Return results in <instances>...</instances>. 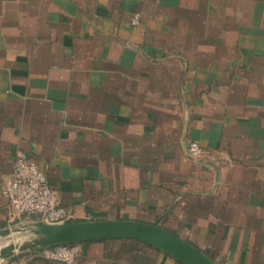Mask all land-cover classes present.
I'll use <instances>...</instances> for the list:
<instances>
[{
	"label": "crops",
	"instance_id": "0c3cea01",
	"mask_svg": "<svg viewBox=\"0 0 264 264\" xmlns=\"http://www.w3.org/2000/svg\"><path fill=\"white\" fill-rule=\"evenodd\" d=\"M18 152L72 221L157 222L216 264H264V0H0V232L36 221H9ZM80 244L72 264H183ZM34 251L0 264H61Z\"/></svg>",
	"mask_w": 264,
	"mask_h": 264
},
{
	"label": "water",
	"instance_id": "95a60500",
	"mask_svg": "<svg viewBox=\"0 0 264 264\" xmlns=\"http://www.w3.org/2000/svg\"><path fill=\"white\" fill-rule=\"evenodd\" d=\"M23 234L21 240L0 246V263L7 257L46 246L89 239L129 238L160 248L183 264H216L206 253L157 222L132 219H93L46 223L34 221L0 232V238Z\"/></svg>",
	"mask_w": 264,
	"mask_h": 264
},
{
	"label": "built area",
	"instance_id": "2783aa9c",
	"mask_svg": "<svg viewBox=\"0 0 264 264\" xmlns=\"http://www.w3.org/2000/svg\"><path fill=\"white\" fill-rule=\"evenodd\" d=\"M137 22L138 14H134L132 24ZM187 152L191 157L199 158L205 150L198 142L189 140ZM2 193L8 200L10 222L21 215H32L36 220L46 223L67 222L71 218L56 191L50 186L47 175L22 152L16 153L13 159ZM81 252V244L74 242L42 246L33 255L61 264H72Z\"/></svg>",
	"mask_w": 264,
	"mask_h": 264
},
{
	"label": "rangeland",
	"instance_id": "374dc122",
	"mask_svg": "<svg viewBox=\"0 0 264 264\" xmlns=\"http://www.w3.org/2000/svg\"><path fill=\"white\" fill-rule=\"evenodd\" d=\"M163 226H168V224L165 222V223L163 224ZM23 237H24V236H23ZM18 240H21V239H17V238H15L14 236H12V237H9V238H8V243L16 242V241H18Z\"/></svg>",
	"mask_w": 264,
	"mask_h": 264
},
{
	"label": "trees",
	"instance_id": "16d2710c",
	"mask_svg": "<svg viewBox=\"0 0 264 264\" xmlns=\"http://www.w3.org/2000/svg\"><path fill=\"white\" fill-rule=\"evenodd\" d=\"M68 221H72V220H68ZM89 240H90V239H89ZM87 241H88V240L73 241V242H68V244H69V243H74V242L83 243V242H87ZM40 247H42V246H36V247L32 248V250H37V249H39Z\"/></svg>",
	"mask_w": 264,
	"mask_h": 264
}]
</instances>
